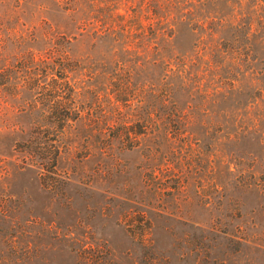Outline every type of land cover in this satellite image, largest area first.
Segmentation results:
<instances>
[{"label":"trees","instance_id":"trees-1","mask_svg":"<svg viewBox=\"0 0 264 264\" xmlns=\"http://www.w3.org/2000/svg\"><path fill=\"white\" fill-rule=\"evenodd\" d=\"M29 15L0 19V52H27L3 71L24 83L2 88L12 133L28 124L13 142L22 163L55 175L56 134L82 120V100L102 99L121 149L190 147L197 135L209 148L212 134L217 147L232 148L220 157V183L231 181L235 210L243 194L264 198V0H29ZM73 72L103 88L76 91ZM259 209L261 226L249 220L245 230L239 212L230 233L210 230L237 264L245 252L264 256V202Z\"/></svg>","mask_w":264,"mask_h":264},{"label":"rangeland","instance_id":"rangeland-1","mask_svg":"<svg viewBox=\"0 0 264 264\" xmlns=\"http://www.w3.org/2000/svg\"><path fill=\"white\" fill-rule=\"evenodd\" d=\"M1 18L35 19L29 0H0ZM25 53L0 52V264H237L231 245L223 246L210 230L230 233L237 224L231 216L239 212L245 230L249 220L261 226L264 198L243 194L241 211L235 210L231 181L220 183V157L232 148L217 147L219 137L211 134L209 148L197 135L190 147L121 149L107 130L105 102L86 98L82 120L56 134L55 175L22 163L13 142L24 138L28 124L12 133V100L2 88L24 83L3 71ZM66 76L78 92L103 88L88 73ZM43 136L50 137L46 131ZM166 165L173 170L166 172ZM243 257L238 264H264L259 254Z\"/></svg>","mask_w":264,"mask_h":264}]
</instances>
